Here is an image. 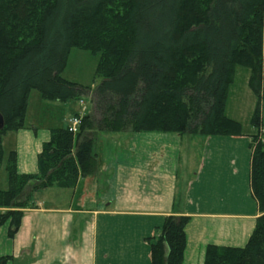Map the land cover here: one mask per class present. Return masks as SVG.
<instances>
[{
	"label": "trees",
	"instance_id": "obj_1",
	"mask_svg": "<svg viewBox=\"0 0 264 264\" xmlns=\"http://www.w3.org/2000/svg\"><path fill=\"white\" fill-rule=\"evenodd\" d=\"M72 1V0H71ZM70 1V3H72ZM0 0V112L3 135L25 127L29 95L81 101L92 88L63 77L75 47L100 53L93 108L50 130L38 171L20 173L17 153L0 189V227L14 236L36 192L74 187L98 169L101 132H173L240 136L242 124L226 114L238 66L250 70L258 103L252 118L251 186L261 214L243 247L210 244L204 264H264V0ZM187 215L171 214L147 238L152 264H183ZM10 257L1 256L0 264Z\"/></svg>",
	"mask_w": 264,
	"mask_h": 264
},
{
	"label": "crops",
	"instance_id": "obj_2",
	"mask_svg": "<svg viewBox=\"0 0 264 264\" xmlns=\"http://www.w3.org/2000/svg\"><path fill=\"white\" fill-rule=\"evenodd\" d=\"M249 77L250 70L230 87L241 106L248 95L252 105ZM24 129L14 130L10 150L20 173H34L50 130L46 137ZM243 133H99L97 172L72 188L36 192L13 237L9 223L0 227V257H10L7 264H152L147 238L171 214L191 217L183 264H204L210 244L245 246L261 212L251 186L257 130Z\"/></svg>",
	"mask_w": 264,
	"mask_h": 264
},
{
	"label": "rangeland",
	"instance_id": "obj_3",
	"mask_svg": "<svg viewBox=\"0 0 264 264\" xmlns=\"http://www.w3.org/2000/svg\"><path fill=\"white\" fill-rule=\"evenodd\" d=\"M70 1L71 0H69L68 5L75 2V0H72V3H70ZM99 59L100 53H94L90 50L78 47L73 48L71 50L67 66L62 75L69 81L91 87V94L84 97L83 101L69 100L68 102L61 103L45 99L38 90L33 89L29 96L24 130H26V132L38 131L40 136L47 137V135H49V130L65 126L66 122L70 123L72 118L78 115L76 114L78 111H85L86 108L88 112L91 111L93 108L92 92L101 81V79L96 76ZM248 70L249 69L246 67H237L236 86H241V81L244 80ZM248 90L250 93L252 92V89ZM240 98L239 93L234 89L228 97L226 112L238 117L242 124L243 131H255L257 129L252 124V118L258 103L257 96L253 92V95H251L252 105H250L248 95V97H246V106H241L239 102ZM242 98H245L244 95ZM261 108L263 121L262 125H264V102H262ZM80 114L81 113H79V115ZM16 134L17 133L14 130H9L3 135L6 138V141L3 146L4 158L0 165V189H7L9 186L8 171L6 166L11 152L10 149L13 148L16 142Z\"/></svg>",
	"mask_w": 264,
	"mask_h": 264
},
{
	"label": "built area",
	"instance_id": "obj_4",
	"mask_svg": "<svg viewBox=\"0 0 264 264\" xmlns=\"http://www.w3.org/2000/svg\"><path fill=\"white\" fill-rule=\"evenodd\" d=\"M80 123H81V118L80 117L75 116L74 118H72V120H71V122L69 124L70 130L73 133H77L78 130H79ZM259 135H260V139L264 142V125L261 126Z\"/></svg>",
	"mask_w": 264,
	"mask_h": 264
},
{
	"label": "water",
	"instance_id": "obj_5",
	"mask_svg": "<svg viewBox=\"0 0 264 264\" xmlns=\"http://www.w3.org/2000/svg\"><path fill=\"white\" fill-rule=\"evenodd\" d=\"M6 126V121L3 114L0 112V131H2Z\"/></svg>",
	"mask_w": 264,
	"mask_h": 264
}]
</instances>
